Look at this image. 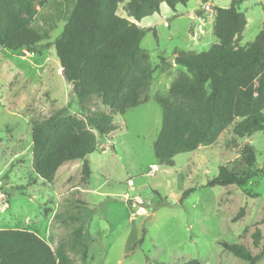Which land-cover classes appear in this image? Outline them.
<instances>
[{"label":"rangeland","instance_id":"374dc122","mask_svg":"<svg viewBox=\"0 0 264 264\" xmlns=\"http://www.w3.org/2000/svg\"><path fill=\"white\" fill-rule=\"evenodd\" d=\"M74 1L38 5L32 26L49 31L41 52L0 45V229L36 232L68 257L66 264H183L193 258L201 264H250L223 242L243 243L253 252L264 248V174L241 186L207 184L221 165L244 166L245 143L256 151L253 168L264 169V132L236 136L232 130L238 119L214 143L176 154L173 166L162 164L154 153L162 128L156 97L168 95L173 80L186 71L173 63L175 53L207 51L217 42L209 6L228 7L233 0H189L175 10L163 2L158 12L140 21L125 10L129 0L121 2L118 14L148 29L141 47L155 68L150 99L116 116L115 147L87 156L89 178L82 172L83 160L77 159L65 162L46 182L32 166V123L63 106L79 114L78 98L61 73L53 45ZM239 9L247 18L240 41L246 45L262 29L264 0H242ZM164 58L166 69L161 68ZM86 187L85 193L79 189ZM257 231L261 239L255 247ZM255 264H264V256Z\"/></svg>","mask_w":264,"mask_h":264},{"label":"trees","instance_id":"16d2710c","mask_svg":"<svg viewBox=\"0 0 264 264\" xmlns=\"http://www.w3.org/2000/svg\"><path fill=\"white\" fill-rule=\"evenodd\" d=\"M45 1L0 0L3 48L29 53L42 51L40 43L49 37V31L33 27L32 22L38 5ZM123 1L75 0L62 33L53 42L61 67L66 70L65 78L74 84L72 92L80 109L75 114L69 106L59 107L32 123V166L46 182L53 181L65 162L77 159L83 160L82 172L89 178L92 171L87 156L120 127L116 116L150 99L155 68L148 51L141 47L148 29L118 14ZM188 1L129 0L125 10L140 21L158 12L163 2L175 10L178 4ZM241 2L233 0L228 7H213L218 41L207 51L175 53V63L186 71L176 76L168 95L156 97L162 108V128L154 143V153L162 164L173 166L176 154L214 143L238 119L232 130L234 135L245 137L258 130L264 132V22L255 40L242 45L247 18L239 9ZM168 65L164 58L161 68ZM98 104L108 110L98 108ZM256 160L254 146L245 143L241 152L244 166L234 170L228 164L221 165L218 175L207 185L246 184L264 174L263 168H253ZM189 192L185 191L183 196ZM260 239L257 231L255 247ZM223 246L250 264L264 256V248L253 252L243 243L223 242ZM67 261L65 254H58L34 231L0 229V264H66ZM183 264L201 262L193 258Z\"/></svg>","mask_w":264,"mask_h":264},{"label":"crops","instance_id":"0c3cea01","mask_svg":"<svg viewBox=\"0 0 264 264\" xmlns=\"http://www.w3.org/2000/svg\"><path fill=\"white\" fill-rule=\"evenodd\" d=\"M208 2V1H207ZM206 2V3H207ZM205 3V2H204ZM214 7V6H213ZM214 13H215V10H214ZM174 81V80H173ZM117 118V117H116ZM114 133V132H113ZM113 133H111L107 138H105L104 140L101 141L100 145H99V148L97 150L101 151V153H105L107 152L110 148H113L115 147V144H114V137H112ZM202 147V146H201ZM96 150V151H97ZM95 152V151H94ZM88 160V159H87ZM89 162V160H88ZM90 164V162H89ZM91 165V164H90ZM154 166V165H153ZM91 167V166H90ZM92 171V169H91ZM92 174V173H91ZM87 187H88V182H87ZM87 187L86 188H79L82 192H86L87 190Z\"/></svg>","mask_w":264,"mask_h":264},{"label":"water","instance_id":"95a60500","mask_svg":"<svg viewBox=\"0 0 264 264\" xmlns=\"http://www.w3.org/2000/svg\"><path fill=\"white\" fill-rule=\"evenodd\" d=\"M209 7H213V5H210ZM173 63H175V59L173 60ZM61 73H62V75L64 76V77H66V70L64 69V68H62V71H61ZM74 89V84L73 83H71V90H73Z\"/></svg>","mask_w":264,"mask_h":264},{"label":"built area","instance_id":"2783aa9c","mask_svg":"<svg viewBox=\"0 0 264 264\" xmlns=\"http://www.w3.org/2000/svg\"><path fill=\"white\" fill-rule=\"evenodd\" d=\"M156 168H157L156 165H154V166H153V169H156Z\"/></svg>","mask_w":264,"mask_h":264}]
</instances>
